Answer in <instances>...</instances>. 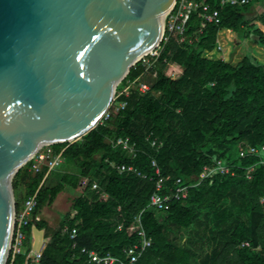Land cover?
Returning <instances> with one entry per match:
<instances>
[{"label": "trees", "instance_id": "16d2710c", "mask_svg": "<svg viewBox=\"0 0 264 264\" xmlns=\"http://www.w3.org/2000/svg\"><path fill=\"white\" fill-rule=\"evenodd\" d=\"M197 1L217 11L219 23L202 28L201 13H192L185 28L190 43L170 37L146 57L153 60L159 53L142 78L151 86L148 93L131 89L118 100L126 104L124 109H112L109 119L80 140L52 146L55 153L64 150L62 167L73 172L54 173L56 183L48 186V178L43 183L47 168L34 172L29 162L14 177L18 208L37 194L35 215L53 205L65 189H82L58 230L44 218L38 224L49 239L42 264H92L82 249L128 262L124 250L138 243L136 233L129 232L138 217L152 244L134 264H264V152L239 154L241 148L264 145V32L259 26H264V9L261 14L254 9L264 0L244 5ZM171 62L182 69L176 80L165 74ZM143 72L139 61L121 86ZM119 138L130 139L134 157L116 146ZM218 161L237 175L214 172L199 182L204 168ZM120 164L135 166L146 178L120 173L113 166ZM252 166L256 169L248 180L245 169ZM160 179L162 195L181 179L191 185L188 197L172 201L163 211L149 207ZM83 180L87 184L81 188ZM203 218L213 222L208 230L210 254L190 235ZM181 231L185 236L179 238ZM247 242L250 247L243 246ZM24 261L19 256L15 264Z\"/></svg>", "mask_w": 264, "mask_h": 264}, {"label": "water", "instance_id": "95a60500", "mask_svg": "<svg viewBox=\"0 0 264 264\" xmlns=\"http://www.w3.org/2000/svg\"><path fill=\"white\" fill-rule=\"evenodd\" d=\"M175 4L0 0V264L14 231V177L43 147L78 141L102 121L130 70L162 43Z\"/></svg>", "mask_w": 264, "mask_h": 264}, {"label": "built area", "instance_id": "2783aa9c", "mask_svg": "<svg viewBox=\"0 0 264 264\" xmlns=\"http://www.w3.org/2000/svg\"><path fill=\"white\" fill-rule=\"evenodd\" d=\"M223 2H228L231 5H244L248 3V0H226ZM199 11L202 17V28L210 23H219V17L217 11H212L208 5H204L197 0H176V4L168 14L165 20L164 35L163 40L168 41L170 37L175 38L179 44L190 43L192 40L186 36V24L190 19L192 13ZM168 34L166 37L165 34ZM162 40V41H163ZM221 50V47H219ZM154 52V51H153ZM150 53V54H153ZM149 54V55H150ZM148 55V56H149ZM146 56V57H148ZM144 57L141 61L146 64L143 65L144 72L141 76L134 81L128 82L126 85L121 84L118 86L120 90H116L114 100L109 108V110L104 115L103 119H109L112 115V109L115 113H118L121 109H124L126 104L124 102H119L121 96H128L130 90L136 88L141 94H146L150 91L151 86L149 83L142 81V78L149 72L152 65L157 61L159 53L156 54L153 60H150ZM172 64L168 63V66L165 70L166 76L176 80L178 79L182 72L174 74L168 71V67ZM174 64V63H173ZM157 74L153 73L152 77L156 78ZM102 119V120H103ZM116 146L120 147L126 151L131 157H134L136 154V149L133 144H131L129 138H119L116 140ZM152 146H157L156 141L152 142ZM264 152V145L261 148L257 147H246L240 149V156L244 157L245 155H258L260 152ZM62 150L60 153H55L52 146H46L40 149V151L30 160L32 163L31 170L34 172H39L42 167L47 168V173L45 175L44 181L49 177L52 171L56 170L58 167L64 165V157ZM264 164V163H263ZM120 173H134L140 177L146 178L145 175L140 173L135 166L120 164L113 165ZM153 167L155 168V174L160 175V169L158 168L156 162H153ZM256 167L252 166L245 169V177L248 180L253 178V173L255 172ZM217 172L221 175H232L236 176V171L230 166L224 165L221 161L216 163L214 167H205L203 173L200 177L199 182L206 179L212 173ZM87 180H83L81 188L85 187ZM94 189L97 188V185L94 184ZM163 179H160L157 183L156 192L151 196L149 207L154 208L158 211H163L168 207V204L172 201H178L186 199L188 197L189 189L191 185H185L181 179L176 181V188L169 193L162 195L163 190ZM38 207L37 194L29 196L21 205L16 209L15 222H14V231L10 247V254L7 264H15L16 259L19 256H24V264H42L41 259L43 252L46 248V245L49 241L45 236V229H39L38 224L42 220L41 215H35V211ZM122 226L118 227V230H121ZM29 230V233L27 232ZM42 233V240L40 247L36 248L37 237L35 233ZM130 233H136L138 236V243L130 246L124 250L128 262H123L119 258L112 255H100L95 251H89L87 249H82V253L88 256L89 263L92 264H134L140 257L145 253V251L151 247V239L148 238L145 230L142 227L141 219L138 217L136 223L129 229ZM77 237V230L73 229L71 233V239L75 240ZM243 246L250 247V244L244 243ZM259 249V248H258Z\"/></svg>", "mask_w": 264, "mask_h": 264}, {"label": "rangeland", "instance_id": "374dc122", "mask_svg": "<svg viewBox=\"0 0 264 264\" xmlns=\"http://www.w3.org/2000/svg\"><path fill=\"white\" fill-rule=\"evenodd\" d=\"M255 11L258 14H261L263 12L264 9V3H260L258 5L255 6ZM260 26V24H259ZM261 28V26H260ZM263 29V30H262ZM261 30L264 32V28H261ZM148 60V59H147ZM146 64L145 62H143V65ZM168 71L174 73V74H179L182 72L181 67H179L178 65H176L175 63L171 64L170 67H168ZM71 171L73 172L74 169L73 168H65V167H58L56 170L52 171V174L48 177V179L46 180V185L48 186H52L56 183V179L53 176L54 173H62L63 171ZM82 193V189H78L77 191H73L71 189H65L64 192H62L57 200L55 201V203L51 206H45L42 211H41V215L42 217L48 222L49 227H51L53 230H58L59 229V223L62 220L63 216L65 214H68L71 212L72 210V204H73V200L74 198L80 196ZM229 205V204H227ZM207 219L203 218L202 221L199 222V224H196L193 228V230L190 232V235L193 236V239H198L201 242L200 244L202 245V248L204 249V251L207 252V254H210L211 249H212V245L211 242L209 241V231L210 228L212 227L213 222H206ZM199 234V236H198ZM185 236V231H181L178 235L179 238H182ZM203 255V254H202Z\"/></svg>", "mask_w": 264, "mask_h": 264}, {"label": "crops", "instance_id": "0c3cea01", "mask_svg": "<svg viewBox=\"0 0 264 264\" xmlns=\"http://www.w3.org/2000/svg\"><path fill=\"white\" fill-rule=\"evenodd\" d=\"M260 26H261V28H264V26H263V25H261V24H260ZM262 30H263V29H262ZM41 216H42V215H41ZM42 218H43V217H42Z\"/></svg>", "mask_w": 264, "mask_h": 264}]
</instances>
